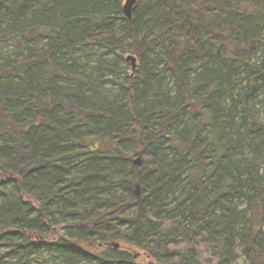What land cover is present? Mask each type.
Returning a JSON list of instances; mask_svg holds the SVG:
<instances>
[{
	"label": "trees",
	"instance_id": "obj_1",
	"mask_svg": "<svg viewBox=\"0 0 264 264\" xmlns=\"http://www.w3.org/2000/svg\"><path fill=\"white\" fill-rule=\"evenodd\" d=\"M42 254L264 264V0H0V264Z\"/></svg>",
	"mask_w": 264,
	"mask_h": 264
},
{
	"label": "water",
	"instance_id": "obj_2",
	"mask_svg": "<svg viewBox=\"0 0 264 264\" xmlns=\"http://www.w3.org/2000/svg\"><path fill=\"white\" fill-rule=\"evenodd\" d=\"M135 2H136V0H125V2L123 4V13L127 19L131 18V11H132V7L134 6ZM127 59L130 60L132 69H134L135 65H136L135 64L136 59L133 56H128ZM137 162L139 163V160H137ZM112 246L115 249H118L120 245H119V243L115 242V243H112ZM137 256H138V254L135 253L134 257H137Z\"/></svg>",
	"mask_w": 264,
	"mask_h": 264
},
{
	"label": "rangeland",
	"instance_id": "obj_3",
	"mask_svg": "<svg viewBox=\"0 0 264 264\" xmlns=\"http://www.w3.org/2000/svg\"><path fill=\"white\" fill-rule=\"evenodd\" d=\"M125 0H123V4H124ZM128 66L131 68V63L130 61H127ZM33 264H54L51 260V257L47 254H42L41 256H39L34 262Z\"/></svg>",
	"mask_w": 264,
	"mask_h": 264
}]
</instances>
